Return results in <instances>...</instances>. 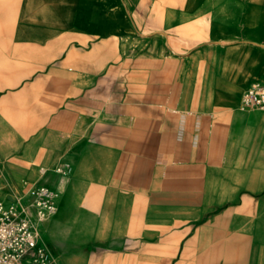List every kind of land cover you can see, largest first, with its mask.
Here are the masks:
<instances>
[{
	"label": "crops",
	"instance_id": "1",
	"mask_svg": "<svg viewBox=\"0 0 264 264\" xmlns=\"http://www.w3.org/2000/svg\"><path fill=\"white\" fill-rule=\"evenodd\" d=\"M4 61L17 78L0 84L31 94L43 133L80 138L72 147L87 171L74 168L72 179L104 182L92 195L118 210L113 229L130 227L117 199H207L168 231L125 241L119 254L130 264H219L222 229L264 211L253 184L236 211L208 192L246 148L262 150L249 151V182L264 189V167L257 177L251 167L264 166V140L244 136L264 128V111L240 105L246 89L264 84V0H0ZM3 101L12 111L13 94ZM9 153L0 152V176L14 193ZM250 233L264 243V222Z\"/></svg>",
	"mask_w": 264,
	"mask_h": 264
},
{
	"label": "rangeland",
	"instance_id": "2",
	"mask_svg": "<svg viewBox=\"0 0 264 264\" xmlns=\"http://www.w3.org/2000/svg\"><path fill=\"white\" fill-rule=\"evenodd\" d=\"M7 63H0V80H11L12 77L16 80V72L4 68ZM5 93L13 94V107L9 111L6 110L5 101L0 104V152H5L6 148L10 151L18 190L10 193L0 176V201L7 205L16 202L33 184L43 183L55 191L56 211L37 228L42 245L53 264H64L65 261V264H130L126 257L119 254L125 241L140 232L143 236L160 235L185 221L193 215L188 211L206 202L204 197L186 195H139L131 200L117 199L115 209L124 208L128 215L126 225L130 227L127 226L125 231L113 229L114 215L118 210L114 214L108 213V199L92 195L93 190L105 187L104 182L72 179L74 168L80 167L82 172L87 171L84 165H80L79 161L77 163L79 154L72 147L80 138L44 134L31 94L23 91L22 85L0 84V96ZM249 113L258 112L249 110ZM244 136L248 140H264V128L251 129ZM59 151L61 154L53 158L55 152ZM240 151L242 154L230 160L224 170L226 182L217 189L211 185L208 191L210 194L219 193L215 199L228 200L226 206L235 211L242 207L244 201L249 203L250 184H253L252 190L257 194L254 196L255 202L264 199V189H260L262 181L249 182V151L256 156L262 150L246 148ZM52 159L55 162L49 163ZM57 167H63L65 175L51 172ZM251 167L257 177L264 166ZM40 168L49 171L42 178ZM70 189L75 190V196L69 195ZM61 208L69 212L64 221L59 215ZM247 221L239 222L236 228L222 229L215 244L223 249L218 258L219 264H264V243L253 240L250 233L254 226L264 222V211L249 214ZM53 234H60V237L55 240ZM72 234L77 237V241L65 238Z\"/></svg>",
	"mask_w": 264,
	"mask_h": 264
},
{
	"label": "built area",
	"instance_id": "3",
	"mask_svg": "<svg viewBox=\"0 0 264 264\" xmlns=\"http://www.w3.org/2000/svg\"><path fill=\"white\" fill-rule=\"evenodd\" d=\"M245 110L264 111V84L254 83L240 99ZM49 172L39 169L40 178ZM65 175L63 167L51 171ZM57 194L45 184H33L11 205L0 202V264H53L42 245L38 225L56 211Z\"/></svg>",
	"mask_w": 264,
	"mask_h": 264
},
{
	"label": "bare ground",
	"instance_id": "4",
	"mask_svg": "<svg viewBox=\"0 0 264 264\" xmlns=\"http://www.w3.org/2000/svg\"><path fill=\"white\" fill-rule=\"evenodd\" d=\"M1 202V201H0ZM1 203H3V202H1ZM4 204V203H3ZM12 204V203H11ZM11 204H8V205H11ZM5 205H7V204H5Z\"/></svg>",
	"mask_w": 264,
	"mask_h": 264
}]
</instances>
